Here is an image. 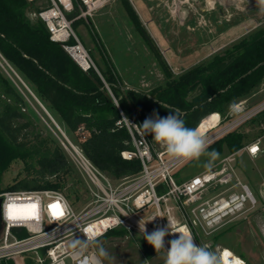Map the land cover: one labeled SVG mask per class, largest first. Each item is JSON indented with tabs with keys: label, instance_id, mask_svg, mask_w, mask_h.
Masks as SVG:
<instances>
[{
	"label": "trees",
	"instance_id": "16d2710c",
	"mask_svg": "<svg viewBox=\"0 0 264 264\" xmlns=\"http://www.w3.org/2000/svg\"><path fill=\"white\" fill-rule=\"evenodd\" d=\"M121 1L137 31L150 41L129 0ZM30 5L27 0H0V55L14 71L12 79L18 85L24 83L63 126L65 134L76 135L86 157L115 182L141 170L139 160L121 156L123 151L132 150L129 133L117 124L121 112L127 119H138L143 124L146 113L155 112L166 117L178 109L186 126L197 128L209 115L223 116L228 104L248 96L264 81V27L214 56L209 63L197 65L177 79L152 45L167 83L145 94L124 88L101 42L97 44L104 69H81L60 43L51 41L41 20H31L27 16ZM97 39L95 35L94 40ZM12 79L0 67V173L13 159L31 154L35 164H26L27 174L0 193L47 189L64 193L67 178L73 173L72 166L61 144H55L52 149L29 150L31 142L26 132L30 127L34 128V122L24 111L26 98ZM262 112L260 117L264 118ZM257 127L261 134L251 142L264 136V120L258 121ZM79 130H83V134ZM147 136L154 140L152 135ZM246 138L245 134L234 130L208 149L221 151L226 146L230 153L236 152L244 147ZM126 234L123 230H112L106 236ZM140 245L145 258L154 254L155 249L144 238L140 239ZM38 254L42 257L44 252ZM0 264L15 262L2 259ZM26 264L35 263L27 259Z\"/></svg>",
	"mask_w": 264,
	"mask_h": 264
},
{
	"label": "built area",
	"instance_id": "2783aa9c",
	"mask_svg": "<svg viewBox=\"0 0 264 264\" xmlns=\"http://www.w3.org/2000/svg\"><path fill=\"white\" fill-rule=\"evenodd\" d=\"M27 1L34 6L28 16L45 24L51 41L60 43L84 71L90 68L98 71L75 25L87 21L114 0ZM69 15L73 17L69 19ZM0 59L11 69L1 55ZM262 111L264 103L250 113L251 118ZM117 124L127 130L132 144V150L123 151L121 156L139 160L141 170L115 182L97 168L79 146L70 143L71 157L89 183V202L77 210L61 191H3L0 193V260L36 255L40 264H103L96 242L112 230L143 238L139 228L141 220L146 222V233L169 225L173 232L190 231L197 244L212 250L210 240L205 237H214L237 221H250L258 211L264 210V207L257 210V200L240 178L239 152L225 156L211 169L179 183L175 175L186 161L170 157L166 150L155 151L147 133L138 126L142 125L140 120L127 119L121 112ZM238 125L239 122L234 121L216 130L219 123L204 137L210 146ZM79 133L83 134V130ZM62 135L69 143L66 135ZM244 149L253 158L261 152L259 141ZM78 235L82 242L69 246ZM178 236L179 233L166 235L165 249ZM40 251L44 252L42 257L38 254ZM224 253L222 249L218 254L220 264H232L223 259ZM164 260L163 250L158 253L155 250L142 264H164Z\"/></svg>",
	"mask_w": 264,
	"mask_h": 264
},
{
	"label": "rangeland",
	"instance_id": "374dc122",
	"mask_svg": "<svg viewBox=\"0 0 264 264\" xmlns=\"http://www.w3.org/2000/svg\"><path fill=\"white\" fill-rule=\"evenodd\" d=\"M129 2L134 9L135 7L140 8L139 0H129ZM152 3L155 4V23L149 28H145L150 41L137 31L121 0L108 3L87 21L80 22L75 27L95 65L104 69L97 44L101 42L122 80L130 88L140 92L165 85L166 77L152 45L162 61L168 66L167 58L171 59L172 55L177 57L173 61L182 60L184 62L186 57L191 59L207 54L203 48V42L206 38L210 39L209 36L215 35V27L217 28L219 25H216L210 16H206L207 12L202 13L204 10H201V7L208 6L207 11H212V13L217 5L222 8L221 21L225 25L223 27L224 34L227 31L225 36L230 34L229 31H234L233 28L236 30L238 28L236 25L240 21L247 22V19L250 21V25L242 26L240 35L246 34L248 30H250L249 33H253L264 27V11H261L260 0H239L238 3L236 0H147L146 4L149 5V9H151ZM33 8V5L29 6L27 16ZM200 12L202 16H200ZM200 23L205 27H201ZM95 35L100 41L94 40ZM227 38L230 39V35ZM227 42L224 41L226 44ZM227 45L223 51L232 47V43ZM207 51L209 54L211 49L207 48ZM197 60L194 59V61ZM0 67L12 79V71L2 63L1 59ZM12 81L14 80L12 79ZM14 83L26 98L27 106L24 111L31 115L34 122V128L30 127L26 132L27 138L31 142L29 150L32 151L38 147L52 149L55 144L62 145L73 169V173L67 178L64 193L73 206L77 210H81L89 202L90 193L87 178L75 165L70 154V143L76 147L79 146L76 135H66L63 126L52 117L63 134L66 135L69 141L67 143L62 133L41 109L37 101L23 87L21 81V85L19 84L21 87L16 81ZM144 83H147V87L144 86ZM263 103L264 81L248 96L226 106L224 115L219 114L220 126L216 130L234 121L239 122V125L231 131L237 130L245 134L247 137L245 145L252 143L251 140L261 134L257 126L258 121L264 120V118L260 117L261 113L251 118L250 113ZM21 122L24 121L21 120ZM256 141H259L261 152L254 158L245 153L241 154L238 171L242 181L250 187L258 202L257 210H259L264 207V136ZM152 143L155 151L166 150L159 142L152 140ZM207 159L208 157L202 156L199 160L186 161L176 172V180L181 183L208 170L204 166ZM26 164H35L33 154L10 161L6 170L0 173V190L6 189L15 180L23 178L27 174ZM140 239L141 237L136 234L133 236L128 234L104 236L96 242V247L103 264H142L145 257L142 253ZM205 239L210 240L212 251L217 254L222 249H229L233 256L243 260L246 264H264V210L258 211L250 221H237L222 229L214 237H205ZM77 241L82 242L80 235L72 239L69 246L80 244ZM101 250L104 254H101ZM27 259L32 260L35 264H40L36 255H28L23 259L17 258L14 262L15 264H26Z\"/></svg>",
	"mask_w": 264,
	"mask_h": 264
},
{
	"label": "clouds",
	"instance_id": "9594fccd",
	"mask_svg": "<svg viewBox=\"0 0 264 264\" xmlns=\"http://www.w3.org/2000/svg\"><path fill=\"white\" fill-rule=\"evenodd\" d=\"M261 11H264V0H260ZM161 107H165L161 105ZM141 127L145 133L152 135L156 142L162 144L167 154L181 161L199 160L202 156L208 157L205 167L211 169L214 162L219 159L220 153L213 149L208 151L206 138L197 128L187 127L182 114L178 109L169 112L166 117L153 113L152 117L144 120ZM146 222H139L143 238L156 250L165 253L164 264H220L218 254L205 246L197 244L190 231H170L169 225L164 228L157 227L151 233H146ZM179 233L176 239L169 242L170 247L165 249V236ZM91 239V238H90ZM77 243H80L77 241ZM101 254L103 250H101ZM146 262V261H145ZM98 264V262H97Z\"/></svg>",
	"mask_w": 264,
	"mask_h": 264
},
{
	"label": "crops",
	"instance_id": "0c3cea01",
	"mask_svg": "<svg viewBox=\"0 0 264 264\" xmlns=\"http://www.w3.org/2000/svg\"><path fill=\"white\" fill-rule=\"evenodd\" d=\"M139 1H140V8L138 9L137 7L134 6L135 7V10H136V13H137V15H138V17H139V19H140L143 27L144 28H149L150 25H153V23H155V8H154L155 7V4L152 3L151 4V9H149L148 8L149 5L146 4V1L147 0H139ZM238 1L239 0H236L237 3H238ZM216 3H218V2L216 1ZM217 6L215 7V9H214L215 11H213V13H212V11L211 12L210 11H207L208 10V6H203V7L200 8L201 10H204L202 13L207 12L206 13V16H208V17L210 16V18L213 19L212 21H214L215 24L216 25H219V27H220V29H219V27H217V28L215 27V35L209 36L211 38L210 39H207L206 38L204 40V42H203V48L205 49V51L207 52V54H202L199 57L195 56V57H193L191 59L186 57V58H184L185 59L184 62H182V60H179V61H176V62L173 61V59H176L177 58V57H175L173 55L171 56L172 57L171 59L166 57L167 58V61H168V64L170 66V69H171V71L173 73V78L177 79L180 75H182L183 73L187 72L188 70L194 68L197 65L209 63L213 59L214 56H216V55H218V54H220V53L223 52V49H225V47H226L227 44L232 43V46H233L234 44L238 43L239 41L243 40L244 38H247L249 35L252 34V33H249L250 30H248L247 33L246 34H243V35H240V33H239V32H241L240 28L242 26H245V25H248L249 26L250 25V23H249L250 21L247 19V22H241L240 21V23H238V25H236V27H238L239 29L237 28L235 30L233 28L234 31H232V32L229 31L230 34H228V35H230V39L227 38L228 35L225 36V34H226L227 31L225 32V34H224V31H223V29H224L223 27H225V25H223L222 24V21H221V19L223 17V11H222V8H219V6L218 7ZM238 10H240V9H238ZM200 14H201V12H200ZM200 16H202V14ZM203 22H205V20H203ZM200 26L201 27L202 26L205 27V25L204 24L202 25L201 23H200ZM236 33H238V34H236ZM224 41H228L227 44L224 43ZM207 48H210L211 49V52L209 54H208ZM188 59H190V60H188ZM194 59H198V60L197 61H194ZM159 62H160V60H159ZM164 75H165V73H164ZM165 77H166V75H165ZM120 78H121V76H120ZM121 80H122V78H121ZM165 80H166L165 81V85H166L167 78ZM122 82H123V85H124V88L125 89L135 90V89L130 88L127 85V83L124 82L123 80H122ZM144 86L147 87V83H144ZM164 86H160V87H164ZM157 88H159V87H157ZM154 89H156V88L147 89V91H144L143 93L149 94ZM212 116H214L216 118V121L215 122H213V121L210 120V117H212ZM219 123H220V115L218 113H214L212 115L207 116L205 119H203L202 122L200 123V125L197 127V129H201L202 128L203 129V132H201L202 130L200 132H201V134L203 136H205V135L208 134V132H210V130L216 128ZM259 138H261V137H259ZM246 145H248V144H246ZM246 145H244V147L242 149L236 151V152H239L238 162H239V157H240L241 154H243V153L248 154L247 151L244 149ZM209 151H212V149H209ZM216 151H218V150H216ZM218 152L220 153V157H219V159L217 161L214 162V165L217 164L218 162H220L225 156H227L229 154L236 153V152L230 153L228 151V149H227L226 146H223L221 148V151H218ZM192 178H194V177H192ZM192 178H190V179H192Z\"/></svg>",
	"mask_w": 264,
	"mask_h": 264
},
{
	"label": "water",
	"instance_id": "95a60500",
	"mask_svg": "<svg viewBox=\"0 0 264 264\" xmlns=\"http://www.w3.org/2000/svg\"><path fill=\"white\" fill-rule=\"evenodd\" d=\"M72 17H73V15H69V16H68L69 19L72 18ZM28 91H29V93L32 95V97L37 101V103L40 105L41 109H42V110L47 114V116L51 119V121H52L54 124H56V122L54 121V119L52 118V116L49 114V112L45 109V107H44V106L38 101V99L33 95V93H32L29 89H28ZM152 116H153V114H151V113H146V118H148V117H152ZM55 126L58 128V130H59L61 133H63L57 124H56ZM1 204H2V199L0 198V231H1V228H2Z\"/></svg>",
	"mask_w": 264,
	"mask_h": 264
},
{
	"label": "bare ground",
	"instance_id": "6f19581e",
	"mask_svg": "<svg viewBox=\"0 0 264 264\" xmlns=\"http://www.w3.org/2000/svg\"><path fill=\"white\" fill-rule=\"evenodd\" d=\"M210 120L211 121H213V122H215L216 120H215V117L214 116H212V117H210ZM204 125V124H203ZM209 129V128H208ZM201 132H203V129L201 128V129H199ZM223 259L225 260V261H230V262H232V264H246L243 260H241V259H239V258H236L235 256H233L232 254H231V252L229 251V250H225V253H224V255H223Z\"/></svg>",
	"mask_w": 264,
	"mask_h": 264
},
{
	"label": "snow or ice",
	"instance_id": "6c2138e0",
	"mask_svg": "<svg viewBox=\"0 0 264 264\" xmlns=\"http://www.w3.org/2000/svg\"><path fill=\"white\" fill-rule=\"evenodd\" d=\"M252 151H253V152H255V151H256V149H255V148H253V149H252ZM53 207H55V206H53Z\"/></svg>",
	"mask_w": 264,
	"mask_h": 264
}]
</instances>
